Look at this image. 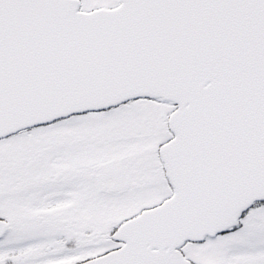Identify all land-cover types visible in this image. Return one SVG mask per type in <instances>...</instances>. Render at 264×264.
Instances as JSON below:
<instances>
[{"label": "snow or ice", "instance_id": "obj_1", "mask_svg": "<svg viewBox=\"0 0 264 264\" xmlns=\"http://www.w3.org/2000/svg\"><path fill=\"white\" fill-rule=\"evenodd\" d=\"M0 264H264V0H0Z\"/></svg>", "mask_w": 264, "mask_h": 264}]
</instances>
